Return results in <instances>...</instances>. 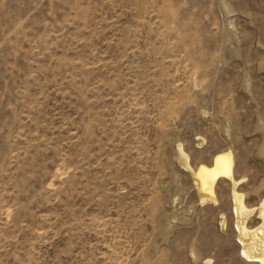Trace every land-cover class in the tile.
Wrapping results in <instances>:
<instances>
[{
  "label": "rangeland",
  "instance_id": "obj_1",
  "mask_svg": "<svg viewBox=\"0 0 264 264\" xmlns=\"http://www.w3.org/2000/svg\"><path fill=\"white\" fill-rule=\"evenodd\" d=\"M178 145L264 200V0H0V264H255Z\"/></svg>",
  "mask_w": 264,
  "mask_h": 264
},
{
  "label": "bare ground",
  "instance_id": "obj_2",
  "mask_svg": "<svg viewBox=\"0 0 264 264\" xmlns=\"http://www.w3.org/2000/svg\"><path fill=\"white\" fill-rule=\"evenodd\" d=\"M202 144L201 139H197ZM178 164L188 172L200 205L217 204L216 184L220 178L228 181L230 186L231 210L233 214V227L235 239L239 244V255L246 261L255 264H264V200L255 206L246 205L243 193L238 192L237 187L242 180L234 176V156L231 150L216 154L210 166L200 164L193 168L189 163V156L181 145L176 149ZM264 154V152H263ZM255 218L257 223L250 227L251 220ZM221 229L225 225V216L219 218ZM203 264H211L207 259Z\"/></svg>",
  "mask_w": 264,
  "mask_h": 264
}]
</instances>
